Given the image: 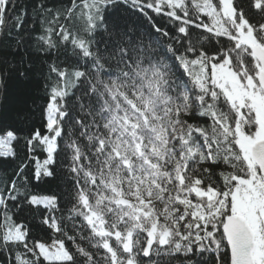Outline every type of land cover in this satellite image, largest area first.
<instances>
[{
    "label": "snow or ice",
    "instance_id": "snow-or-ice-1",
    "mask_svg": "<svg viewBox=\"0 0 264 264\" xmlns=\"http://www.w3.org/2000/svg\"><path fill=\"white\" fill-rule=\"evenodd\" d=\"M0 264H264V0H0Z\"/></svg>",
    "mask_w": 264,
    "mask_h": 264
}]
</instances>
